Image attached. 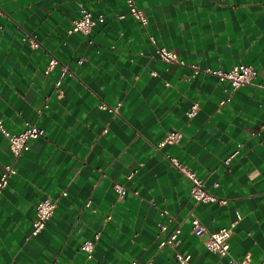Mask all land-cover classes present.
Listing matches in <instances>:
<instances>
[{"label": "crops", "instance_id": "1", "mask_svg": "<svg viewBox=\"0 0 264 264\" xmlns=\"http://www.w3.org/2000/svg\"><path fill=\"white\" fill-rule=\"evenodd\" d=\"M135 1L146 26L125 0H0V120L11 132L27 122L45 132L0 192V264H180L160 246L178 228L176 250L194 264L264 258V0ZM82 5L105 16L89 36L68 33ZM151 36L183 63L160 59ZM239 64L257 75L238 89L204 71ZM170 131L180 141L158 147ZM167 155L227 202L196 201ZM10 162L0 131V176ZM47 197L55 213L31 236ZM192 213L210 232L238 220L229 256L206 248ZM96 232L89 254L82 244Z\"/></svg>", "mask_w": 264, "mask_h": 264}, {"label": "built area", "instance_id": "2", "mask_svg": "<svg viewBox=\"0 0 264 264\" xmlns=\"http://www.w3.org/2000/svg\"><path fill=\"white\" fill-rule=\"evenodd\" d=\"M128 5L129 13L133 16L139 23L143 26L148 24V17L143 9L139 8L135 0H125ZM79 17L72 20L71 26L68 30V33H80L86 36H89L94 27L99 22H104L105 16L103 14L99 15L97 18L93 16V13L84 5L80 7ZM152 43L156 46V52L160 59L166 62H180L183 63L178 55L168 49L165 46H160L157 44V41L154 37L151 36ZM31 46L38 47L39 43L30 39ZM59 61L56 58H52L49 62L48 70L49 72L53 67H55ZM198 69V68H197ZM64 71L67 72L68 68L64 67ZM205 73L216 76L222 82H229L234 89L245 87L253 81L257 75V70L254 66L249 64H239L235 65L230 69L224 68H208L204 70ZM58 86L60 83L58 82ZM62 91H60L61 93ZM224 103V102H222ZM200 109V106L197 103L191 105L187 110L186 114L189 118L195 116L197 111ZM0 131L9 141L10 151H11V162L6 164L4 171L0 176V192L3 191L9 184L11 178L17 174V168L15 166L16 160L30 148V140L37 139L44 135V129L41 128L38 124L34 122H27L26 126L20 132H11L8 130L2 120H0ZM181 133L178 131H170L167 133L165 138L159 143L158 147H163L166 144H175L180 141ZM240 154V147H238L231 156L225 160L229 164L234 158ZM168 160L179 169L187 178L191 181L190 193L191 196L198 202L203 203H226L227 200L218 197L214 193L210 192L204 180L197 175L191 168L183 164L177 157L167 155ZM116 188L121 197L127 193V189L120 184L116 185ZM63 195H67V192H64ZM91 201L87 202L89 206ZM57 208L56 201L47 197L42 199L36 206V215L33 220V229L31 236H37L47 225L48 221L54 215ZM165 214H168V211H164ZM238 220L233 221L229 226L222 227L216 231H208L206 226L201 222V220L192 213V231L199 237H204L208 235L205 240L206 248L213 254H216L220 257L229 256L231 248V238L233 235L234 228L236 227ZM161 231L167 229V225L164 223H159ZM181 230L176 229L168 238L160 242V246H172L175 248V256L180 264H194L191 254L182 253L179 250H176V247L179 244V235ZM100 239V232H96L94 237L87 239L82 244V250L91 254L95 248L97 241ZM132 264H136L133 262ZM149 264H154L149 262ZM228 264H251V256L247 254L244 258L238 259L234 257H229ZM260 264H264V258L261 260Z\"/></svg>", "mask_w": 264, "mask_h": 264}]
</instances>
